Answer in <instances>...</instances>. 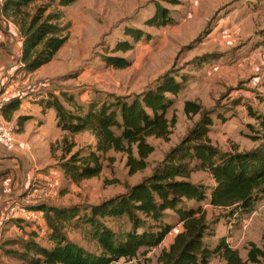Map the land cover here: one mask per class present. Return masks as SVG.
Instances as JSON below:
<instances>
[{
	"label": "rangeland",
	"instance_id": "rangeland-1",
	"mask_svg": "<svg viewBox=\"0 0 264 264\" xmlns=\"http://www.w3.org/2000/svg\"><path fill=\"white\" fill-rule=\"evenodd\" d=\"M47 3L40 0L32 4L28 12L32 16ZM158 8L168 12L173 19L171 25L159 28L146 25ZM58 11L63 13V19L53 21L52 25L68 28L69 40L58 53L54 67L46 70L60 74L31 78L28 83L31 87L26 91L33 89L37 92L34 95L44 97L56 92L62 101L66 95L79 103L91 100L101 104L131 101L153 90L166 74L182 81L179 94H166L173 101L167 113L169 121L174 122L170 138L168 141L148 139L155 151L144 171L131 175L127 156L113 151L105 155L103 172L97 178L76 183L61 175L58 168H51L60 174V185L45 203L76 208L78 213L72 222L62 225L66 240L88 253L101 254L98 232L89 222L92 207L127 193L131 187L150 177L166 154L190 134L201 115H187V101L200 105L211 115L214 124L209 137L218 150L251 153L264 149L263 141L252 138L254 129L259 128L252 113L264 115V0H78L64 8L55 2L48 7L44 18ZM128 28L144 33L143 38L130 52H114L119 42H134L125 33ZM106 57L125 58L130 66L116 69L106 64ZM3 85H7L6 79ZM24 87L20 84L18 89L26 93ZM66 106L69 107L67 103ZM9 124L16 134L15 126ZM65 138L66 145H74L72 153L82 149L86 153L97 142L88 132ZM63 139L52 146L56 161L60 158V166L62 161L68 160ZM2 146L0 171L6 177L11 175V168L3 159L7 149ZM192 182L207 187L215 184L211 175L204 171L195 172ZM202 206L208 213L210 229L206 242L211 247L224 238L243 259L247 258L250 243L264 247V193L258 195L249 211L217 209L207 202ZM23 207L33 210L34 206L26 204ZM168 214V221L176 223L173 213ZM97 221L100 228L106 227L116 235L131 227L126 218ZM32 223L16 227L11 223L13 226L3 231L0 264H29L33 253L20 256L26 252V242L35 241L49 248L53 245L50 233L43 234L40 226L37 225L35 232L23 229L31 228ZM172 238L168 235L160 246L142 249L132 261L121 259L112 264H159V255ZM211 264L226 262L214 257Z\"/></svg>",
	"mask_w": 264,
	"mask_h": 264
},
{
	"label": "trees",
	"instance_id": "trees-1",
	"mask_svg": "<svg viewBox=\"0 0 264 264\" xmlns=\"http://www.w3.org/2000/svg\"><path fill=\"white\" fill-rule=\"evenodd\" d=\"M40 0H6L2 8L5 16L15 23L24 38L22 62L28 71H35L53 60L69 40L68 28L56 27L53 21L63 19L58 11L44 18L55 2L64 8L78 0H44L45 8L30 15L28 8ZM44 18V21H42ZM173 23L168 12L156 9L155 15L146 22L150 27H166ZM133 43L119 42L114 52L127 53L143 38L144 33L128 28L125 30ZM108 66L125 69L130 62L125 58L106 57ZM182 90V81L166 74L153 90L129 100L114 103L89 101L86 106L71 96L62 101L54 93L42 101L46 109L57 113L58 126L71 135L89 132L96 138V145L72 153L71 143L66 145L67 161L61 168L66 179L82 182L99 177L104 169L105 155L111 151L127 156V167L131 175L144 171L155 148L148 139L168 141L174 122L167 117L173 96ZM66 103L69 107L66 106ZM19 109V102H12L4 109V117L11 116ZM187 115H201L190 134L175 148L171 149L153 174L143 182L131 187L127 193L96 205L91 209V220L98 232L100 255L88 253L66 240L62 225L78 217L76 208L41 206L50 231L52 248H46L29 241L25 243L27 257L33 253L29 264H112L121 259L132 261L142 249H153L162 244L177 224L182 228L159 255V264H211L214 257L226 264H264V247L250 243L247 258L243 259L237 249L232 248L223 238L214 247L206 239L209 232L208 213L203 203L217 209H240L249 211L259 194L264 193V149L251 153H229L215 148L209 137L214 124L211 115L200 105L187 101ZM252 116L258 122V129L252 137L264 142V115ZM64 148V149H65ZM54 150V148H53ZM65 160V158H64ZM204 171L214 180L212 187L192 182L195 172ZM5 173L0 171V181ZM193 205H188V204ZM173 213L176 223L168 221ZM126 218L131 227L116 235L108 228H100L99 219Z\"/></svg>",
	"mask_w": 264,
	"mask_h": 264
},
{
	"label": "crops",
	"instance_id": "crops-1",
	"mask_svg": "<svg viewBox=\"0 0 264 264\" xmlns=\"http://www.w3.org/2000/svg\"><path fill=\"white\" fill-rule=\"evenodd\" d=\"M23 49L24 38L19 27L2 11L0 13V95L6 100V106L14 101L19 102V109L12 114L9 122L15 126L17 131L18 145L11 148L1 145L7 149L3 159L7 165H10L8 166L11 168V175H7L0 181V240L3 231L10 225L13 226L11 223H15L13 227L32 223L28 218L16 214V211L24 205L33 204V209L40 211L44 217V212L40 207L49 206L45 200L51 197L60 185L58 179L60 174L51 168H58L64 176L60 158L56 161L52 146L62 141L65 136L70 138L71 135L63 132L58 126L56 111L53 108L44 107L42 101L47 100L48 96H36L34 94L37 92L33 89L30 92L26 91L31 87L28 86L31 78L59 76L60 73H56L55 70H46V68L54 67L60 51L48 64L35 71H28L22 62ZM4 79L7 81L6 86L3 85ZM20 84L26 87H24L26 93L21 92L23 89H18ZM41 86L39 88H42ZM88 102L80 104L86 106ZM43 171L49 173L45 174ZM48 186H53V188L51 194L46 196L43 190ZM37 225L41 227L43 234L50 233L45 218ZM37 225L32 223L31 228L23 229L35 232ZM181 228L182 225L177 224L171 231L176 232L169 233L173 236L172 241Z\"/></svg>",
	"mask_w": 264,
	"mask_h": 264
},
{
	"label": "built area",
	"instance_id": "built-area-1",
	"mask_svg": "<svg viewBox=\"0 0 264 264\" xmlns=\"http://www.w3.org/2000/svg\"><path fill=\"white\" fill-rule=\"evenodd\" d=\"M5 1L6 0H0V13L2 12ZM5 107L6 100L0 95V145L11 148L18 144V141L16 138L14 127L5 120L3 114ZM52 188L53 186H48V188L43 190V194L49 196L52 192ZM16 214L24 216L29 220L36 222L37 224H40L39 222H42L44 220L43 214L36 209L27 210L25 207H21L16 211Z\"/></svg>",
	"mask_w": 264,
	"mask_h": 264
}]
</instances>
